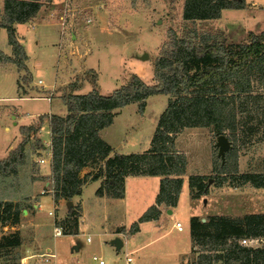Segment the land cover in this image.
<instances>
[{
    "label": "rangeland",
    "instance_id": "1",
    "mask_svg": "<svg viewBox=\"0 0 264 264\" xmlns=\"http://www.w3.org/2000/svg\"><path fill=\"white\" fill-rule=\"evenodd\" d=\"M245 1L246 10L226 9L219 18L192 22L182 18L184 0H42L43 6L36 19L25 22V27L19 26L18 32L16 30L27 54L25 63L31 72L30 81L21 82V89H18L16 82L24 71L18 70L12 60L0 62V158L6 157L22 140L20 126L37 125L41 114L66 113L61 94L71 91L66 88L69 83L78 85L74 93L90 91V71L97 74L99 91L108 94L124 84L131 73L151 83L154 59L163 47L169 48L175 35L183 30L195 29L198 34L211 35L227 43L241 41L242 35L246 40L250 29L257 33L263 31L264 0ZM1 3L2 0L0 16ZM19 33L24 38H20ZM0 52L16 59L3 27H0ZM143 53H147L145 59H141ZM39 79L41 84H37ZM48 96L50 100L39 98ZM167 98L165 94H153L145 100L143 110L137 103L116 110L112 123L101 131V137L111 142L114 153L147 150ZM42 121L39 130L32 133L24 145L18 160L0 173V200H15L26 207L27 212L21 215L22 224L35 209L33 224L18 230L22 242L16 251L21 255L32 254L23 264H99L93 256L101 258L104 264H125L126 248L117 252L109 245L107 234L116 218L128 223L135 212L141 213L143 206L150 205V190H143L141 196L132 194L126 214L111 210L107 215L105 211L92 209L99 198L95 195L98 184L88 183L77 198L87 208L81 232L54 237L55 220L67 230L71 222L64 221L66 216L61 218L62 211L56 210L49 175L50 131L47 118ZM255 122L257 119L253 120ZM261 133V128H257L255 134L239 128L235 151L226 152L230 166L237 165L236 175L264 174ZM215 142L216 135L210 127L187 128L176 136L175 147L185 155L189 165L185 174L205 175L209 182L208 192L192 198L195 211L190 214L185 181L183 195L173 214H164L156 227L144 228L138 238L129 240L127 250H133L130 264H190L198 252V247L190 251L189 218L192 215L206 221L213 215L238 217L264 213V187L240 184L238 179L232 178L234 174H228L220 185L213 178L210 181L215 174L213 163L218 161ZM41 158L45 159L44 163L39 162ZM98 165L87 166L80 174L91 175ZM46 181L49 183L45 184ZM31 204H36V208ZM49 211L53 215H49ZM175 221L181 223L182 230L173 225ZM18 225L20 227V223L14 226ZM2 228L0 225V237L10 232L9 225ZM0 253V259H4L3 249ZM50 253L54 256L45 261L46 254Z\"/></svg>",
    "mask_w": 264,
    "mask_h": 264
},
{
    "label": "trees",
    "instance_id": "2",
    "mask_svg": "<svg viewBox=\"0 0 264 264\" xmlns=\"http://www.w3.org/2000/svg\"><path fill=\"white\" fill-rule=\"evenodd\" d=\"M245 2L184 0L182 18L192 22L219 18L225 9H244ZM42 4V0H3L0 27L6 29L7 42L16 59L0 52V62L12 60L18 70L24 71L16 82L18 89H21V82L30 81L31 72L25 63L27 54L14 24L35 18ZM152 70L151 83L131 73L124 84L108 94L99 91L95 71H90L91 90L86 93H74L78 85L69 83L66 88L71 91L61 94L66 114H41L37 125L20 126L22 140L6 157L0 158V173L18 160L31 134L36 133L42 120L47 118L51 140L50 183L55 201L72 200L81 193L85 183L100 178L96 195L121 198L127 176L160 177L154 203L126 232L133 234L139 230L141 222L160 215L159 205L176 206L187 159L176 149L175 139L185 128L210 127L216 136L226 135L231 141L230 152L236 149L239 128L250 134L261 128L260 138L264 140V30L249 31L246 40L238 43L198 34L195 29L183 30L175 35L169 48H162L153 61ZM159 93L168 98L149 148L142 152L110 155L112 147L101 137L100 131L112 123L115 111L130 103H137L143 110L147 97ZM255 119L257 122L253 123ZM228 156L226 153L222 163L217 155L218 161L213 163L215 174L210 179L220 185L228 174H234L232 178L238 179L240 184L264 187V174L236 175L237 165L231 167ZM92 164H99L95 173L80 174L83 168ZM187 182L191 198H199L208 192L209 182L205 175L190 174ZM25 208L17 201L0 200V225L19 224ZM78 210V206L70 207L64 221L71 222V228H63L64 234L78 232ZM59 224L63 225L60 221ZM189 230L192 249L198 247L190 264H264V245L260 248L238 245L242 237H264V213L238 217L213 215L206 221L192 215ZM21 242L18 230L1 235L0 249H3L4 259L1 257L0 264H21V253L16 251Z\"/></svg>",
    "mask_w": 264,
    "mask_h": 264
},
{
    "label": "crops",
    "instance_id": "3",
    "mask_svg": "<svg viewBox=\"0 0 264 264\" xmlns=\"http://www.w3.org/2000/svg\"><path fill=\"white\" fill-rule=\"evenodd\" d=\"M3 4V0H2V3L1 5ZM245 9V8H244ZM226 10V9H225ZM246 10V9H245ZM40 11L37 13V15L40 14ZM224 11V10H223ZM36 15V16H37ZM33 19H36V18H33ZM36 23V22H35ZM27 23H16L14 24L17 32H18V27L19 26H26ZM250 31H253V32H256L255 30L253 29H250ZM257 33V32H256ZM242 35V34H240ZM19 36L20 38L23 37L24 38V35L20 34L19 33ZM24 40V39H23ZM241 41H245V37L244 35H242V40ZM241 41H236L234 43H238V42H241ZM26 46V45H25ZM28 66V65H27ZM29 69V67H28ZM30 70V69H29ZM17 86V84H16ZM17 92V90H16ZM19 99H22V98H19ZM66 114V113H65ZM63 114V115H65ZM187 129V128H185ZM103 130V129H102ZM101 130V131H102ZM101 131H100V135H101ZM105 139V138H104ZM108 143L111 144V142L107 139H105ZM112 146V144H111ZM113 148V146H112ZM114 153V150H112V152L110 153V155H112ZM189 166V165H188ZM186 165V173L189 171V167ZM41 170V169H40ZM51 172V171H50ZM42 174V173H41ZM50 175V174H49ZM187 175L188 174H184V177H183V183H182V187H181V190H180V193L178 195V200H177V203H176V206L174 207H171V208H168L167 206L161 204L158 206V208L160 209V215L156 218V219H153V220H149V221H144V222H141L139 224V230L133 234H127L126 232L128 231L129 227L131 226V224L136 221L138 219V217L150 206L154 203L155 201V197L157 196L158 194V191H159V186H160V177L159 176H127L125 178V182H124V195L123 197L121 198H113V197H108L106 195H102V196H98L96 195L97 198L96 200L98 201L94 206H92V209L94 211H99V210H102V211H105L108 215V213L111 211V210H114L116 212H121V213H125L126 214V211H127V207H128V199H129V202H130V197H132V194L133 195H138V196H141L143 194V190H150L149 192V202L148 204V207L146 208L145 206H143V209L140 210V212H135L128 223H125L122 221V218H116L115 222H113V224L111 225V228H110V232L109 235L110 236V240L108 241L109 245L114 248L117 252L121 251L122 248H126V251L124 253V263L125 264H130L126 261V255L130 256L131 259H132V262H133V258H132V251L133 250H130L128 251L127 250V247L129 246V240H134L135 238H138V236L141 234V232L143 230H145L144 228L146 229H152V227H156V225L161 221V218L163 216H165L164 214H167V215H171L173 214V211L177 208V204L179 202V199L181 198V196L183 195V185H184V182L186 181L187 182ZM101 181L102 179H98V180H94V181H89L87 183H85L83 185V187L85 185H87L88 183H91V182H96L98 184L97 188L100 186L101 184ZM49 181H46L45 184H48ZM187 185H188V182H187ZM82 187V189H83ZM97 188L95 189V191L97 190ZM82 192V190H81ZM81 195V193L79 195H76L72 198L71 200V203L69 204L68 201L64 200V199H59L57 201H55V203L57 204V211L60 210L62 211V215L60 216L61 218L65 217L70 209V207L72 206H78L79 208V216H78V232L77 233H80L81 232V228H82V223L85 219V214H86V206L85 205H82L81 202L77 199L79 196ZM15 201V200H14ZM33 203V202H32ZM147 204V203H146ZM144 204V205H146ZM32 205V204H31ZM188 206L190 208V214L192 212L195 211V207H192V198L190 197V194H189V189H188ZM33 208H36V204H33L32 205ZM146 208V209H145ZM26 209H23V214H25L27 212V210L25 211ZM35 213V209L32 210V214H28L29 215V219L27 220V222H25L24 224H22V222L20 221V227L19 225L17 227L15 226H10L9 230L10 232H13L14 229H17V230H21V228H23L24 226L26 227L27 224H30L32 225L33 222H32V215ZM140 213V214H139ZM106 215V216H107ZM123 215V214H122ZM136 218V219H134ZM175 223L176 221L174 222V226H175ZM8 225L6 226H3L2 229H4L5 227H7ZM176 227V226H175ZM31 230V229H30ZM33 230V229H32ZM178 230V229H177ZM182 230V229H181ZM34 231V230H33ZM32 231V232H33ZM190 232V231H189ZM6 233V232H4ZM76 233V234H77ZM120 239L121 241V245H120V248L117 249L115 247V245L112 244V241L114 239ZM190 239H191V249L190 251L192 250L193 248V241H192V238L190 236ZM141 247V246H140ZM189 253V252H188ZM187 253V254H188ZM53 254V253H51ZM22 258H21V264H23V262L30 256H32V254H24V255H21ZM54 254L52 256H48L47 257V260L45 261H49L51 257H53ZM104 264V263H103Z\"/></svg>",
    "mask_w": 264,
    "mask_h": 264
},
{
    "label": "built area",
    "instance_id": "4",
    "mask_svg": "<svg viewBox=\"0 0 264 264\" xmlns=\"http://www.w3.org/2000/svg\"><path fill=\"white\" fill-rule=\"evenodd\" d=\"M41 83H42V80L39 79L37 84H41ZM39 98H46V99L50 100V97L49 96L48 97H39ZM39 162L40 163H44L45 162V159H42L41 158V159H39ZM42 193H43V191H42ZM48 213H49V215H53V212L52 211H49ZM175 226H176V228L178 230H181L182 229V225H181L180 222H176L175 223ZM52 233H53V236L54 237H58V236H61V235L64 234V229H63V227L59 223H55L54 226H53ZM263 242H264V240H263L262 237H255V238L254 237H242V238H240L238 240V245H240V246H246V247H249V248H260V247H263V245H264ZM52 255L53 254H51V253L50 254H46L45 259L47 260V257L48 256H52ZM93 259L98 260V263L99 264H103L104 263V261L101 258H98L96 256H93ZM126 261L128 263H131L132 262L131 257L128 256V255H126Z\"/></svg>",
    "mask_w": 264,
    "mask_h": 264
},
{
    "label": "water",
    "instance_id": "5",
    "mask_svg": "<svg viewBox=\"0 0 264 264\" xmlns=\"http://www.w3.org/2000/svg\"><path fill=\"white\" fill-rule=\"evenodd\" d=\"M146 57H147V53H143L141 55V59H145ZM215 147L217 148V155L223 163L225 160V154L231 147V141L228 139L226 135L220 134L216 136ZM210 181H212V179H210ZM68 202L70 204L71 200H69ZM112 244L115 245L117 249H119L121 245V241L120 239L116 238L112 241Z\"/></svg>",
    "mask_w": 264,
    "mask_h": 264
}]
</instances>
